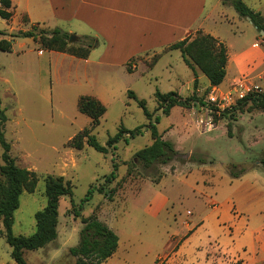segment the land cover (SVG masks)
I'll return each instance as SVG.
<instances>
[{
  "label": "rangeland",
  "instance_id": "rangeland-1",
  "mask_svg": "<svg viewBox=\"0 0 264 264\" xmlns=\"http://www.w3.org/2000/svg\"><path fill=\"white\" fill-rule=\"evenodd\" d=\"M246 3L264 12V0ZM227 10L230 20L224 21L220 30L230 45L231 58L243 53L261 54L264 47L261 44L257 48L255 42H262L264 34L233 6ZM33 25L27 24L25 14L14 10L9 19L0 16V39L12 43L11 50L0 49V98L8 118L5 136L16 163L39 176L35 191L20 195L13 232L30 235L36 231L35 213L48 202L46 175H63L71 181L73 194L60 198L57 238L38 249H25L28 263L76 264L69 249L80 242L81 216L96 214L119 236L116 255L107 264L120 257L127 258V264H158L160 260L171 264H235L237 260L226 249L231 251L245 240L248 219L264 213V167L260 163L264 110L248 103L243 110L232 111L240 98L237 96L228 106L211 105L207 100L209 79L195 73L179 49L162 53L153 65H149L154 59L150 53L145 59L148 66L138 62L137 70L129 74L119 62H101L105 46L97 40L75 41L76 46L92 42L89 62L48 50L40 54L42 36L13 35ZM43 29L49 30L35 26L38 34ZM198 31L189 36L195 37ZM240 65L229 66L227 82L242 69L253 74L260 67L252 59ZM225 80L217 86L218 91H236L239 78L227 88ZM263 80L264 75H259L250 82ZM129 90L137 98L131 97ZM157 90L186 96L195 92L198 100L190 108L175 105L165 114L158 107ZM83 95H93L107 106L100 124L91 131L100 143L106 145L122 125L140 131L134 136L124 133L107 152L88 144L82 149L71 147L69 140L91 124V118L78 108ZM138 99L146 101L151 118ZM226 109L230 112L222 114ZM201 118L204 122L212 120L214 126L199 123ZM150 122L173 143L177 154L166 163L144 166L136 152L153 141ZM229 122L232 135L228 133ZM2 151L0 143V163ZM232 164L244 167L237 177L231 175ZM112 172L115 178H106ZM90 190V199L79 208ZM161 199L165 201L159 205ZM77 208L79 216L74 213ZM11 251V245L0 236V264H18Z\"/></svg>",
  "mask_w": 264,
  "mask_h": 264
},
{
  "label": "trees",
  "instance_id": "trees-1",
  "mask_svg": "<svg viewBox=\"0 0 264 264\" xmlns=\"http://www.w3.org/2000/svg\"><path fill=\"white\" fill-rule=\"evenodd\" d=\"M0 16L9 19L13 14V5L11 0H0ZM223 3L230 4L242 17L249 16L251 22L261 32L264 29V15L260 11L251 8L244 0H223ZM27 30H21L19 33L13 34L24 37H32L36 39L37 36H42V44L44 49L67 52L72 55L87 58L92 49V42L76 46L77 42L69 43V32L64 31L60 27L49 28V30H42L40 34L35 31V26ZM47 32V33H46ZM0 33H3L0 31ZM262 45L264 47V36ZM12 43L6 38L0 39V49L11 50ZM172 49H179L182 53L185 63L196 73L194 63L204 73L210 81L211 87L220 85L226 76V66L228 61V46L214 35L198 31L195 37L187 36L186 38L172 43L164 49L167 52ZM161 53L154 55L153 65L160 57ZM194 61V62H193ZM127 69L133 71L132 62L127 63ZM197 78H195L196 84ZM211 88H209L210 90ZM208 90V92H209ZM131 97L137 98L133 90H129ZM158 100V107L162 112L169 114L170 109L175 105H181L187 108L192 107L196 100H198L196 93L192 95L182 96L177 91L155 92ZM203 103V100H201ZM139 104L148 118L152 117V113L146 106L144 99H138ZM251 103L252 106L264 110V90L261 92H249L244 97L238 99L237 104L234 105L233 110H243V108ZM78 108L81 112L87 114L91 118L90 128L85 127L70 140L69 145L77 149H82L85 144H88L95 149L107 152L109 148H115V143L124 135L128 133L134 136L140 129H128L123 125L120 127L118 133L110 136L107 144L100 143L96 136L91 133L92 128L100 124L101 117L107 110V106L97 97L93 95H83L78 102ZM230 110L226 109L222 114L228 113ZM5 109L1 106L0 98V143L2 146V160L0 163V219L2 227L0 234L11 245V254L18 264H29L24 256L25 249H38L54 241L58 236L59 223V202L63 195H72V183L65 179L63 175L54 176L48 174L45 177L46 195L48 202L45 207L35 213L37 229L33 234L23 235L15 234L13 232L14 212L20 205V195L23 191L33 192L36 189L39 176L36 171L27 167L20 166L16 163L15 157L11 154V144L5 136V123L7 121ZM158 122V117H156ZM217 122V118L215 119ZM215 122V123H216ZM149 127L152 134L153 141L145 147L136 152V157L140 158L144 166H150L156 161L166 163L173 159L177 154L173 143L170 140L163 138V135L158 131L155 123L150 122ZM228 133L232 135L231 122L228 123ZM261 165L264 167V154L260 159ZM116 165V164H115ZM234 169L231 170L233 177L239 176L244 167H238V164H232ZM115 178V173L112 172L106 178ZM98 190L103 192V188ZM92 190L82 200V204L90 199ZM74 208V203H73ZM75 215L79 216L78 208L75 210ZM83 227L80 231V242L76 246L70 247V253L76 257V264H102L105 262L118 248L119 236L110 228L105 222L101 221L96 214L89 216H81ZM159 264H171L165 260H160ZM235 264H242L237 261Z\"/></svg>",
  "mask_w": 264,
  "mask_h": 264
},
{
  "label": "crops",
  "instance_id": "crops-1",
  "mask_svg": "<svg viewBox=\"0 0 264 264\" xmlns=\"http://www.w3.org/2000/svg\"><path fill=\"white\" fill-rule=\"evenodd\" d=\"M11 2L16 13L25 14L29 25L60 27L64 31L75 33L81 42L84 39L93 42L97 40V44L105 46L100 55L101 62H119L129 74H134L138 62L146 63L148 54L171 51L164 52V49L186 38L195 29L214 35L228 46V53L230 50V45L225 41L220 27L224 21L230 20L227 8L231 5L223 3V0H11ZM256 11L264 15L263 11ZM261 44L262 42H255L257 48H260ZM45 50L48 49L39 48V53L44 54ZM48 51L90 61L91 52L87 58H82L67 52ZM262 56L264 50L257 56L243 53L241 56L235 55L231 58L229 53L227 71L230 65L232 68L240 64L242 66L247 59H252L260 64V67L253 74L243 73L242 69L239 75H230L228 82L225 80L228 74L226 71L224 80L227 84L224 87H230L236 78L240 80L241 77L247 76L251 80L264 75ZM130 61L133 71L127 69V63ZM146 65L148 66L147 63ZM196 69L198 74L202 73L201 70ZM224 80L218 87L224 84ZM164 201L161 199L157 203L161 205ZM243 234L247 235L245 240L235 245L231 251L226 249L227 253L242 264H264V213L261 212L252 220L248 219ZM116 251L105 261V264L109 263L110 259H114ZM114 262V264H127L128 260L120 257Z\"/></svg>",
  "mask_w": 264,
  "mask_h": 264
},
{
  "label": "built area",
  "instance_id": "built-area-1",
  "mask_svg": "<svg viewBox=\"0 0 264 264\" xmlns=\"http://www.w3.org/2000/svg\"><path fill=\"white\" fill-rule=\"evenodd\" d=\"M244 78H246V80H242L241 78L238 81L237 86L235 84L234 88H236V91H232V92L230 91L228 93H223L221 91H218L217 86L211 87V89L209 90L207 94L208 102L213 106L225 107V106L230 105L233 102L234 96L242 98L249 92H253V91L261 92L264 90V80L261 83H257V82L254 83L255 81L250 82L249 77L246 76ZM199 123H204L206 126H209V127L214 126V123L212 120H206L204 122L203 118L199 119Z\"/></svg>",
  "mask_w": 264,
  "mask_h": 264
},
{
  "label": "water",
  "instance_id": "water-1",
  "mask_svg": "<svg viewBox=\"0 0 264 264\" xmlns=\"http://www.w3.org/2000/svg\"><path fill=\"white\" fill-rule=\"evenodd\" d=\"M247 18L251 21L249 16H247ZM261 33L264 34V29L261 30ZM77 39H78V36L75 33H70L68 42L73 43V42L77 41Z\"/></svg>",
  "mask_w": 264,
  "mask_h": 264
}]
</instances>
